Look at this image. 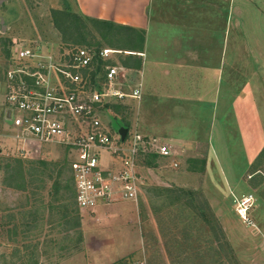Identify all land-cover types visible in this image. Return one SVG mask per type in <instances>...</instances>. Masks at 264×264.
Masks as SVG:
<instances>
[{"label":"rangeland","instance_id":"rangeland-1","mask_svg":"<svg viewBox=\"0 0 264 264\" xmlns=\"http://www.w3.org/2000/svg\"><path fill=\"white\" fill-rule=\"evenodd\" d=\"M159 2L168 14L166 21L170 22L169 10L174 16L171 24L166 23L169 30L160 37L169 38L176 31L184 35L183 42L170 45H182L189 56L208 51L210 57L204 62L215 63L224 44L223 92L225 110L230 113L225 112L221 128L207 133L216 116L207 119L202 114L204 76L199 61L193 68L181 64L184 70L164 66L170 70L166 75L161 68L148 69L147 85L153 88L161 75L170 78L176 83L170 86L172 94L183 98L180 104L173 99L170 105L160 102L154 106L150 91L142 107L130 101L124 114L106 113L104 122L115 132L138 128L172 139L178 164L172 167L162 160L139 203H123L133 213L129 224H134V231L127 243L130 249L120 253L114 248L95 249L87 240L96 237L91 234V215H84L65 189H56L58 182H71L75 187L73 164L65 150L38 159L0 155V264H264V0H155L153 6L159 8ZM58 9L79 14L75 0L1 3V39L6 47L15 38L47 43L55 51L83 46L63 41L52 14ZM202 13L207 23L202 35L210 36L205 42L200 38L206 36H197ZM153 14L151 7V17ZM182 15L187 24L178 27L175 24L182 22ZM86 22L99 41L95 45L87 37L94 50L100 46L112 49ZM154 30L151 26L150 36ZM121 49L113 57L123 64L126 53ZM4 61L1 57L0 64ZM228 83L235 84L233 90L241 94L234 106L227 104L232 93ZM208 91L212 93L209 99L216 98V89ZM158 110L165 120L153 118ZM15 159L25 162L24 176L10 172L8 165L15 168ZM34 162L48 165L33 170L29 164ZM242 210H247L245 218ZM94 238L91 243H96Z\"/></svg>","mask_w":264,"mask_h":264},{"label":"built area","instance_id":"built-area-1","mask_svg":"<svg viewBox=\"0 0 264 264\" xmlns=\"http://www.w3.org/2000/svg\"><path fill=\"white\" fill-rule=\"evenodd\" d=\"M1 38L0 155L38 159L63 149L73 164L81 211L138 204L151 178L145 160L174 153L157 137L137 129L123 136L104 122L109 106L143 98L141 76L113 57L122 51L98 53L89 46L55 51L47 43L15 38L6 53ZM240 214L245 218L247 210Z\"/></svg>","mask_w":264,"mask_h":264},{"label":"crops","instance_id":"crops-1","mask_svg":"<svg viewBox=\"0 0 264 264\" xmlns=\"http://www.w3.org/2000/svg\"><path fill=\"white\" fill-rule=\"evenodd\" d=\"M8 0H5L4 2H7ZM77 4V8L79 11V14L89 17V18H95V19H101V20H106L110 22H114L116 24L120 25H125V26H130L134 27L140 30H144L146 32V41L144 44V47L142 49V52H129V51H124L126 54H132V55H138L142 57L143 59V66L142 69H133V68H128L127 69L134 71L136 73V77L139 78L141 76V80L143 81L144 84V90H143V98L142 101L139 103L140 105L144 104L146 101V94L151 91L152 96H153V102L154 106L160 105L165 106V105H170L171 103L175 102L174 100L177 101V105L180 104V100L183 98L179 97L178 95L172 94L170 90V86L173 88L176 83L170 81V78H166L164 75H161L158 79H156V82L153 86V88H150L149 85H147V75L149 74L148 69L150 67H153L155 69H160L161 74H170V70L167 68H164V66H170L173 65L176 69H181L184 70V68H190V67H195L199 66L198 61L200 63V72L204 76V79L202 81V86H201V108L203 110V115L208 116L207 119H210L209 117L212 118L213 114L216 116V120L213 121L212 125L208 128L207 133L209 134L211 132H215L217 129L221 128V123L224 122V116L225 112L226 114H229V110H225V104H226V95H224L223 88L225 87V84L223 86L224 80V74H225V64L226 61L224 62V44H223V49L222 52L220 53L218 51V60L215 61V63H209L208 60L204 62L205 58L209 59L210 55L209 52L207 51L205 55L203 53H200V55H192L189 56V52H184L183 46L182 45H170L171 42L176 43L177 42H183L184 40V35L181 33H176V31L173 34L169 35V38L166 36L160 37L162 34V31L169 30L168 29V23L171 24V19L172 14L169 10V17H170V22L166 21V15L167 12L164 10L160 3V7L157 8L155 5L153 6L155 0H75ZM233 10L236 9L235 3L233 4ZM151 7L154 8L155 15L153 14L152 17L150 15L151 12ZM60 10V9H59ZM166 13V14H164ZM154 17L158 20V22H153ZM187 18V17H186ZM204 16L202 13V17L200 19L201 21V32L197 36H206V38H200V41H204L205 39L208 41L210 36L208 35H202L203 33V28L207 24L204 21ZM191 19V18H190ZM207 19V18H206ZM182 22H179L180 24H175L180 27L181 25H186L187 20L183 17L180 19ZM165 23V24H164ZM166 23L168 25H166ZM153 27L155 30V34L153 36H150V27ZM175 28V27H174ZM152 30V29H151ZM153 32V33H154ZM181 32V31H180ZM167 35L166 33H163ZM157 39V41L153 40ZM152 40V41H151ZM179 42V43H180ZM202 43V42H201ZM182 50V51H181ZM185 53V54H183ZM217 56V57H218ZM175 59V60H173ZM172 60L174 62H172ZM168 61L167 63H164ZM170 63V64H169ZM181 64L184 68L181 67ZM144 68V69H143ZM201 75V77H202ZM234 82V81H233ZM227 83V81H226ZM216 84V87L213 86ZM232 85V88H229L232 90L231 96L229 98L230 101L227 102V104H231L232 106L235 105L236 101H240L241 94L239 90H233V86L235 84L228 83L227 86ZM215 87V88H214ZM209 88L211 89H216L217 90V95L216 98L209 99L210 93L208 90ZM153 90V91H152ZM228 95V94H227ZM174 99V100H173ZM186 102H189L187 98H185ZM141 105V107H142ZM234 110V109H233ZM161 110H158L157 113H155L156 117L153 118H160L161 120L164 119L165 117H162L161 115ZM221 112V117H219V114ZM164 116V115H163ZM160 121V120H156ZM135 129V128H134ZM139 132H141L144 135L150 136V137H160L159 139L162 141L163 144H168L171 148L175 145H171L172 139L168 140L165 139L162 136L149 133V132H142L140 129L137 128ZM174 156L170 157H156V162L153 166L151 167V173H150V180L153 181L154 177L153 174L156 170H158V166L160 162L166 161L167 164L168 161L170 162V165L173 167V164L176 163V160H174ZM171 167V168H172ZM123 203H130L134 204L132 202H123ZM122 203L121 206H114V207H109L107 208H100L94 212H85L87 215H91L90 218H92V223H91V234H96V237L94 238L93 236H89L87 240L90 242V244L93 246L95 245V249H117L120 253L121 251H126L129 248L130 244H127L128 242L131 241V236L132 231H134L133 227L134 224L131 226L129 222L131 223L132 221L129 219V216L133 217V213H129L128 206H124ZM135 215V214H134ZM127 224V225H126ZM117 225V227H116ZM119 227V228H118ZM94 230V233L92 231ZM124 229V231H123ZM95 239L96 243H91L92 239ZM141 239V235H140ZM141 243V242H140ZM123 255H120V258Z\"/></svg>","mask_w":264,"mask_h":264},{"label":"trees","instance_id":"trees-1","mask_svg":"<svg viewBox=\"0 0 264 264\" xmlns=\"http://www.w3.org/2000/svg\"><path fill=\"white\" fill-rule=\"evenodd\" d=\"M52 14L54 24L60 32L63 41L66 43L72 42L78 45L84 46L85 44L86 46L92 47L94 44L87 41V37L91 36L95 45H99V41L97 42V35L91 29L86 20L93 25L98 36H101L105 41H107L112 49L122 50L121 48H123V51L125 52H142L146 41V32L134 27L120 25L106 20L85 17L68 9L54 10ZM1 41L3 42L2 39ZM3 44L5 52L8 53L6 43L3 42ZM102 48L103 47L100 46L96 51L99 53ZM123 65L128 68L140 70L143 66V59L138 55L126 54V57L123 59ZM109 108V113H113L114 111L117 114H124V112L127 111L126 107L117 104H113L109 106ZM155 162L156 157H151L145 160V163L148 166H153ZM24 163L25 162L20 159H15L14 163H12L15 165V168H12L10 165H8V168H10V172H13V174H17L19 176L18 173H21L24 176ZM29 165L33 170H40L46 169L48 164H46V162H34ZM24 183H26L25 178ZM57 184L59 186H57L56 189L58 191L61 188L65 189L71 195L72 200L75 198V202H73L76 203L74 184L71 182H67L65 185H62L60 182ZM21 189H23V187H21Z\"/></svg>","mask_w":264,"mask_h":264},{"label":"water","instance_id":"water-1","mask_svg":"<svg viewBox=\"0 0 264 264\" xmlns=\"http://www.w3.org/2000/svg\"><path fill=\"white\" fill-rule=\"evenodd\" d=\"M5 0H0V4L3 3ZM2 25H3V29L4 31H6V25H5V21L2 20ZM120 132L123 134V136H126V134L128 133V129H121Z\"/></svg>","mask_w":264,"mask_h":264}]
</instances>
